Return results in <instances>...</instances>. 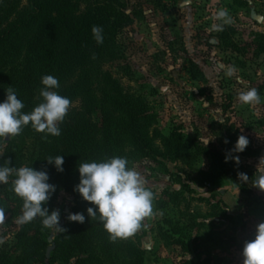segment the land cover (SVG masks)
<instances>
[{
    "label": "trees",
    "instance_id": "1",
    "mask_svg": "<svg viewBox=\"0 0 264 264\" xmlns=\"http://www.w3.org/2000/svg\"><path fill=\"white\" fill-rule=\"evenodd\" d=\"M131 22L123 0H0V102L11 87L25 105L22 111L31 112L42 101L41 78L52 75L60 84L56 91L72 104L59 124V137L49 135L44 139V133L29 125L18 136L0 138V165L9 160L15 168L47 171L49 183L56 186L45 205L49 211L55 210L60 193L66 191L74 198L71 213L86 217L83 224L67 217L63 224L67 231L59 233L52 244L44 236L46 228L39 217L21 225L16 243L0 248V264H145L143 234L138 231L129 239L113 243L103 225L88 217L87 208L92 205L74 191L80 179L78 165L83 162L121 156L127 157L129 167L146 161L169 174L168 163L210 157L209 171L199 176L200 186L212 188L227 179L246 194L257 188L253 186L254 170L234 159L225 162L226 153L241 135L235 126L222 127L212 148L197 139L186 140L180 127L165 137L158 131L151 134L155 120L148 101L125 87L109 69L125 58L119 37ZM94 25L103 28V44H97L92 36ZM221 40L232 43L225 30ZM190 74L204 80L195 63H191ZM262 88L264 91V85ZM29 141L34 147L32 159L27 154ZM259 154L249 144L242 153H232L248 158ZM57 155L64 158L63 172L46 160ZM240 173L246 174L248 181H241ZM13 179L10 176L0 188V222L10 213L18 217L22 214L23 201L13 191ZM182 192L168 190L167 195L180 201ZM165 224L168 230L164 235H170L176 245L190 253L188 239L196 224L173 220ZM183 264L199 263L190 258Z\"/></svg>",
    "mask_w": 264,
    "mask_h": 264
},
{
    "label": "rangeland",
    "instance_id": "2",
    "mask_svg": "<svg viewBox=\"0 0 264 264\" xmlns=\"http://www.w3.org/2000/svg\"><path fill=\"white\" fill-rule=\"evenodd\" d=\"M123 2L132 18L119 37L125 58L109 69L125 87L148 101L155 120L151 134L158 131L165 137L180 127L186 140L207 138V147L212 148L222 127L233 125L260 152L255 157H239L257 177L264 171V0ZM221 9L233 20L224 26L230 45L221 40L222 31L211 30L213 23H221L214 19ZM191 63L198 66L204 80L192 77ZM230 67L234 74L227 77ZM250 88L258 90L260 103L239 101V95ZM161 143L160 138L157 145ZM27 154L29 159L35 155L31 141ZM210 164V157L168 163L169 174L146 161L132 166L155 194L153 215L145 218L139 230L145 264H183L190 258L199 264H243L244 244L254 239L256 226L264 222V191L256 188L246 194L227 179L212 188L202 187L199 176L209 171ZM168 190H183V199H173ZM73 206V196L62 191L55 204L62 226ZM17 218L10 213L0 222V240L4 241L0 248L16 243L21 227ZM166 220L196 224L188 239L190 253L164 235ZM58 234L44 230L50 244Z\"/></svg>",
    "mask_w": 264,
    "mask_h": 264
},
{
    "label": "clouds",
    "instance_id": "3",
    "mask_svg": "<svg viewBox=\"0 0 264 264\" xmlns=\"http://www.w3.org/2000/svg\"><path fill=\"white\" fill-rule=\"evenodd\" d=\"M214 19L221 22L212 24L211 30L214 32L223 31L225 25L233 23L225 9L216 12ZM91 32L96 43L103 44L102 26L94 25ZM233 74L234 69L231 67L225 72L227 77ZM41 84L43 87L39 90V96L42 101L29 113L22 111L25 105L18 98L16 91L11 87L6 90V98L0 102V138L10 139L18 136L29 125L36 132L44 133V139L49 135H61L59 124L65 120L72 106L71 101L56 91L60 84L54 76H43ZM239 101L246 105L258 104L261 96L256 88H250L239 95ZM199 141L207 147L210 139L199 137ZM248 143L247 137L240 135L234 148L226 153L225 162L229 159L239 162V156H233L232 153H242ZM46 160L58 172L64 171L62 155L47 157ZM10 163L8 160L6 165H0V184H7L9 177H14L13 191L23 201L22 214L16 223L28 224L39 217L44 228L57 233L66 232V228L60 223L59 210L50 212L45 206L56 191V186L49 183L48 172L28 166L15 168L10 166ZM128 165L127 157L121 156L78 165L80 179L74 191L78 192L83 200L90 202L92 206L87 208L88 217L91 221L98 220L103 225L113 243L134 236L142 228L145 218L153 215L155 194L146 187L141 174ZM239 177L241 181H248L249 178L244 173H240ZM253 186L264 191V171L257 175ZM68 219L83 224L86 217L83 213L76 212L69 213ZM3 243L4 241L0 240V244ZM242 255L243 264H264V222L256 226L254 239L245 242Z\"/></svg>",
    "mask_w": 264,
    "mask_h": 264
}]
</instances>
